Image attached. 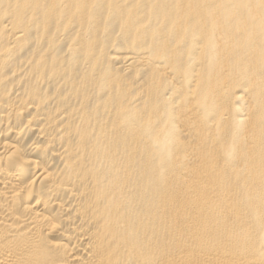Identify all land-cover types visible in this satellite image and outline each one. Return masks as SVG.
<instances>
[{
  "label": "bare ground",
  "instance_id": "1",
  "mask_svg": "<svg viewBox=\"0 0 264 264\" xmlns=\"http://www.w3.org/2000/svg\"><path fill=\"white\" fill-rule=\"evenodd\" d=\"M0 264H264V0H0Z\"/></svg>",
  "mask_w": 264,
  "mask_h": 264
}]
</instances>
